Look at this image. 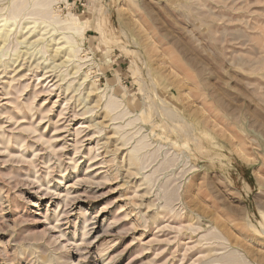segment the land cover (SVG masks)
Instances as JSON below:
<instances>
[{
  "label": "rangeland",
  "instance_id": "374dc122",
  "mask_svg": "<svg viewBox=\"0 0 264 264\" xmlns=\"http://www.w3.org/2000/svg\"><path fill=\"white\" fill-rule=\"evenodd\" d=\"M35 1L0 0V264H264V0Z\"/></svg>",
  "mask_w": 264,
  "mask_h": 264
},
{
  "label": "bare ground",
  "instance_id": "6f19581e",
  "mask_svg": "<svg viewBox=\"0 0 264 264\" xmlns=\"http://www.w3.org/2000/svg\"><path fill=\"white\" fill-rule=\"evenodd\" d=\"M17 4H18V2H17ZM17 4H16V6H13L12 7V9L10 10V15H9V17H3L1 20H0V45L2 46V45H4L7 41H8V39H9V37H10V33L12 32V28H13V26L15 25V23H14V21L13 20H11V19H13V17H16L19 13H21V11L23 10V9H25L26 8V6H24V7H22V6H17ZM30 6V5H29ZM42 6H44V7H46L47 5L45 4H40V3H38V2H36L35 0H32V5H31V8H33V9H35L36 7H42ZM8 12H9V10H8ZM51 15V14H50ZM71 20V19H70ZM9 21H12L13 23H11V24H8V22ZM54 23H56V22H54ZM63 25L66 27V29H73V30H76V31H78V28H74V27H70V22H64L63 23ZM69 25V26H68ZM25 37V36H24ZM66 41H65V44L66 45H68V47H66V60H70V59H72V58H74V57H76V55H75V53H76V51L73 49V46H74V44L73 43H70V41H69V39L67 38V37H63ZM28 39V38H27ZM22 41V40H21ZM26 41V39H24L23 40V42H25ZM27 42V41H26ZM29 42H31V40L29 41ZM36 41H34L33 43H35ZM20 44H22V43H20ZM0 46V47H1ZM27 46V45H26ZM2 48V47H1ZM57 51H58V49H56L55 50V53H57ZM59 53V52H58ZM61 53V52H60ZM78 59V58H77ZM16 62V61H15ZM64 64V63H63ZM26 140V138H24V137H22L21 139H20V142L22 143V144H24V142H26L25 141ZM145 148V147H144ZM33 167L35 168L36 167V165H33ZM49 175V174H48ZM63 213H65V211L63 212ZM58 237H62V233L60 232V234L58 235ZM57 237V238H58ZM58 247H59V249H61V247H62V243H60L59 245H58ZM47 262H50V260L48 261L47 260ZM74 262V261H73ZM74 264V263H73Z\"/></svg>",
  "mask_w": 264,
  "mask_h": 264
}]
</instances>
